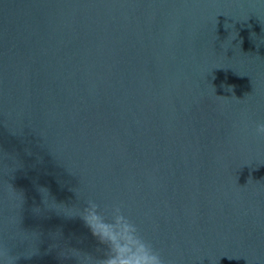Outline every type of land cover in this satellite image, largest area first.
<instances>
[{
	"label": "water",
	"instance_id": "95a60500",
	"mask_svg": "<svg viewBox=\"0 0 264 264\" xmlns=\"http://www.w3.org/2000/svg\"><path fill=\"white\" fill-rule=\"evenodd\" d=\"M264 0H0V264H264Z\"/></svg>",
	"mask_w": 264,
	"mask_h": 264
},
{
	"label": "clouds",
	"instance_id": "9594fccd",
	"mask_svg": "<svg viewBox=\"0 0 264 264\" xmlns=\"http://www.w3.org/2000/svg\"><path fill=\"white\" fill-rule=\"evenodd\" d=\"M259 130L264 132V125L259 126ZM105 238L111 241L114 248H116L117 255L120 258L127 259L129 264H161L159 257L153 253H146L144 250L137 249L135 252H130L120 246V238L113 235L110 231H102ZM119 264V260L116 261Z\"/></svg>",
	"mask_w": 264,
	"mask_h": 264
}]
</instances>
